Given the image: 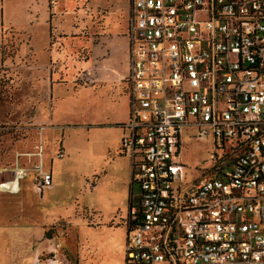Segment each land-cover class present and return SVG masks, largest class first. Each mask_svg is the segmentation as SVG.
Returning a JSON list of instances; mask_svg holds the SVG:
<instances>
[{
  "label": "built area",
  "instance_id": "1",
  "mask_svg": "<svg viewBox=\"0 0 264 264\" xmlns=\"http://www.w3.org/2000/svg\"><path fill=\"white\" fill-rule=\"evenodd\" d=\"M130 2L121 153L140 193L125 264H264V0ZM184 135L209 158L186 163ZM36 155L42 193L53 177ZM27 173L0 168V193L19 194ZM45 261L71 264L60 241Z\"/></svg>",
  "mask_w": 264,
  "mask_h": 264
},
{
  "label": "rangeland",
  "instance_id": "2",
  "mask_svg": "<svg viewBox=\"0 0 264 264\" xmlns=\"http://www.w3.org/2000/svg\"><path fill=\"white\" fill-rule=\"evenodd\" d=\"M64 1L68 8L75 4V0ZM97 1L110 4L117 0ZM49 8V0H0V168L17 164L30 168L20 182L19 194L0 193V264L18 251L32 254L37 239L46 240L48 245L49 224L58 228V239L67 241L72 256L80 254L81 264H125L127 226L120 223L129 213V156L119 153L118 127L109 130L95 124L126 120L127 97L122 107H115L104 85L113 71L103 66L117 63L116 69L125 73L127 55L120 52L103 58L104 50L98 47L92 59L100 67L96 83L93 75L79 67L51 88L38 73V68L48 67L49 40L57 44V37L50 39ZM111 10L109 30L128 29L123 11L116 6ZM89 35L80 36L85 40ZM112 44L118 46L121 39ZM67 55L72 63L73 57L86 60L90 53L77 44ZM61 142L64 157L54 156L51 161ZM40 147L45 153V168L52 167L54 173L59 168V182L42 193L34 186ZM183 147V159L190 166L209 158L208 142L184 135ZM122 186H126L125 197L120 193ZM139 193V185L133 183V196ZM114 217L116 224L109 227ZM95 221L106 225H89Z\"/></svg>",
  "mask_w": 264,
  "mask_h": 264
},
{
  "label": "crops",
  "instance_id": "3",
  "mask_svg": "<svg viewBox=\"0 0 264 264\" xmlns=\"http://www.w3.org/2000/svg\"><path fill=\"white\" fill-rule=\"evenodd\" d=\"M50 2V19L49 27L50 39L54 36L57 44H53V40H49L48 51H49V61L48 67L46 66L45 70L38 68V73L43 77V81L50 84L51 88L54 87L55 83H62L59 80L62 77H67V74H70L73 69L84 67L90 75H93L95 83L97 82V69L100 67L95 64L92 59L94 58L95 50L100 47L104 50L103 58L112 55H117L120 52H124L127 55L128 67L127 71L124 73L120 69H116L117 63H113L111 66H103L107 71H113V74H109L104 82V85L109 89L111 93V100L115 104V107H122L124 98L127 97L126 106H127V117L126 120H115L114 122H109V124L101 123L95 124L96 126L104 127L107 126L110 129H115V126L120 129V142H119V153H121V142L122 138L126 132L124 124L129 119L130 111V94L128 90V83L125 80L130 67V53H129V38H128V29H121L118 32H111L109 30L112 24L109 21V16L111 15V7L116 6V8L121 9L123 14L127 16V23L129 27V18L131 12V2L130 0H117L116 2L110 4H102L101 1L97 0H75L73 7L68 8L67 3L64 0H49ZM76 6V7H75ZM75 7V8H74ZM70 9V10H69ZM72 9V10H71ZM116 11V10H114ZM48 22V20L46 21ZM81 33H90L89 37L85 40H82L80 36ZM116 38L121 39V44L118 46L111 45V42ZM111 41V42H109ZM81 44L89 49L90 56L86 60H80L79 58L73 57L72 63L69 62L68 53L72 50V45ZM74 49V48H73ZM129 55V59H128ZM72 57V56H71ZM71 69L69 72L68 70ZM98 69V70H99ZM87 73V74H88ZM94 126V125H89ZM103 129V128H100ZM62 142L59 143L57 151L52 155L51 161L54 160V156L57 157V153L62 149ZM128 156L126 154H123ZM58 158V157H57ZM61 159V158H59ZM32 160V159H31ZM120 160V159H119ZM130 163V197H129V206L132 200L133 194V183H132V169L131 161ZM43 164L45 168V153L43 152ZM29 171V167H25ZM36 168V166H35ZM52 173L53 185L49 187L52 189L57 182H59V177L57 173L59 168L56 167V173H54L52 167L46 169ZM126 173V172H125ZM126 175V174H125ZM128 175V174H127ZM127 180L126 176L124 177V182ZM35 184V182H34ZM35 189H36V185ZM37 190V189H36ZM120 193H124L123 196H126V186H122ZM121 209V208H120ZM121 212V211H120ZM94 214L96 212H93ZM99 213V212H98ZM100 214L98 218H100ZM63 219V218H61ZM96 220V219H95ZM122 223L120 225L126 224V218H122ZM109 227L115 226V217L110 221ZM12 224H19L14 222ZM51 225V226H50ZM95 228L106 225L105 223H98L95 221L93 224H89ZM57 227L52 224L48 225V245L46 240L39 241L38 239L33 241V253H27L26 251H18V253H13L10 256V260L5 261L3 264H46L45 257L53 249L54 244L59 241V234H56ZM45 232V227L44 230ZM43 232V233H44ZM63 247L64 252L70 257L71 264H81L80 254L72 256L68 251L66 246L67 241H60ZM24 247L27 246V242L23 241ZM26 244V245H25ZM21 252V253H19ZM92 264V263H91Z\"/></svg>",
  "mask_w": 264,
  "mask_h": 264
},
{
  "label": "bare ground",
  "instance_id": "4",
  "mask_svg": "<svg viewBox=\"0 0 264 264\" xmlns=\"http://www.w3.org/2000/svg\"><path fill=\"white\" fill-rule=\"evenodd\" d=\"M12 184V183H11ZM15 186L18 184L16 181H15ZM1 187H5V185L4 184H1Z\"/></svg>",
  "mask_w": 264,
  "mask_h": 264
},
{
  "label": "trees",
  "instance_id": "5",
  "mask_svg": "<svg viewBox=\"0 0 264 264\" xmlns=\"http://www.w3.org/2000/svg\"><path fill=\"white\" fill-rule=\"evenodd\" d=\"M20 166V165H19ZM22 167V166H21Z\"/></svg>",
  "mask_w": 264,
  "mask_h": 264
}]
</instances>
